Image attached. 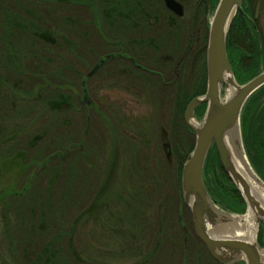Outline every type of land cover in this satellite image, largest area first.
<instances>
[{
	"label": "rangeland",
	"instance_id": "rangeland-1",
	"mask_svg": "<svg viewBox=\"0 0 264 264\" xmlns=\"http://www.w3.org/2000/svg\"><path fill=\"white\" fill-rule=\"evenodd\" d=\"M181 1L185 12L179 27L166 28L163 20L145 27L149 28L145 36L158 38L159 47H155L146 41L140 42V46L131 42L137 32L143 35L145 29L136 24L132 25L138 29L131 28L121 13H109L113 7L110 0H95L94 6L90 0L76 2L55 16L46 12L45 18L39 15L38 8L26 1L17 4V0H0V12L5 13L0 16V22L8 16L14 21L7 31L0 29L3 41L0 45L1 253L9 238L18 235V240L23 238L20 235L26 233L24 229H33L37 234L34 221L29 218L30 211L35 216L44 215L49 231L54 230L53 220L57 216L60 224L56 221L53 239H58L59 253L62 246L71 243L88 264H187L193 263L195 257L199 258V264L208 261L210 256L194 232L190 209L183 203L180 174L177 175L192 150L193 136L182 119L190 100L182 108V129L175 122L174 97L179 92L177 84L186 86L183 90L188 89L189 93L196 92L194 84L199 76L196 62L199 57L196 54L199 12L196 11L199 8L197 0ZM217 2L213 4L211 0L210 10L202 11L200 18L207 27ZM248 2L252 11L250 19L254 20L264 50V0ZM124 5L123 0H118L116 9L118 7L120 12ZM204 5L203 2V8ZM196 14L197 22L193 24L192 17ZM37 17H41V22L43 19L51 23L64 20L73 25L71 30H56L57 37L68 43L69 52L65 56L58 54L56 59L50 57L51 66L59 67L63 57L71 70L70 81L60 91V99L64 101L59 108L56 104L51 108L46 100L48 91V96L54 95L51 89L57 86L51 85L46 91L41 81L28 84L24 72L20 75L11 72V53L5 48V45L10 48L11 41L25 39L34 29L27 25H39ZM107 20L115 24L110 25ZM48 26L40 28L45 31ZM111 41L119 43L120 48L124 46L126 55L134 54L147 70H136L128 60L105 61L110 57ZM206 46L207 37L204 50ZM38 54L28 65L27 55L19 57V68L34 73L44 68L48 70V66H37L40 60L43 62ZM100 57H105V62L90 73ZM253 67L257 74L264 70V55L257 67ZM15 75L18 80L11 78ZM256 92L241 109L239 128L245 158L255 176L260 178L248 160L241 125L244 108ZM43 94L46 95L43 97ZM26 100L31 101V105ZM52 100L55 102L57 98ZM258 103L264 108V94ZM194 119L199 123L202 114L199 116L194 111ZM188 141L192 142L189 150ZM52 151L64 159L41 164ZM261 182L264 185L262 179ZM203 183L205 185L204 177ZM244 213L245 209L243 213L234 214ZM8 214L12 215L9 234L7 227L4 228ZM182 231L187 236H183ZM115 232H119L117 243L111 235ZM53 235L46 240L50 241ZM256 240L263 252L264 227L261 224ZM26 242H31V248L40 244L39 238L33 237ZM36 249L34 247L33 251ZM198 251L199 256H196Z\"/></svg>",
	"mask_w": 264,
	"mask_h": 264
},
{
	"label": "trees",
	"instance_id": "trees-1",
	"mask_svg": "<svg viewBox=\"0 0 264 264\" xmlns=\"http://www.w3.org/2000/svg\"><path fill=\"white\" fill-rule=\"evenodd\" d=\"M22 1H26L36 8L39 9V15L41 14L43 18L46 17V12L50 11L51 16H55V13L61 12V9H67L74 3H85L87 0H17V4ZM89 1V0H88ZM97 2L99 0H96ZM118 0H110V3L113 5L111 9H109V13H121L120 16L122 19L125 18L127 22H130L131 28H135L132 24L139 23L140 26L145 28L148 26V21L150 17L151 10L157 11V6L161 4V0H123L125 2L124 6L122 7V10L119 12V9L116 4ZM120 1V0H119ZM213 4L217 0H212ZM90 4L94 6L96 4L95 0H90ZM19 3V4H20ZM1 4V2H0ZM5 13L3 11L0 12V16H4ZM109 16V15H108ZM118 16V15H116ZM252 16V11L250 9V4L248 0H244V3L242 5L241 10L237 11L236 15L234 16L227 37H226V54L227 59L230 63L232 72L235 76V79L238 83H244L247 79H250L251 77L257 75V72H253L255 67H257L259 61H261L262 56L264 55V50L261 45V38L258 35V32L256 31L255 24L253 23L254 20H251L250 17ZM41 17H37V21L39 22V25H33L29 23L27 26L29 28H34L29 35L25 37V39H17L14 41H11L8 45L10 48H8L7 45H5V48L7 50V53H11L9 56L12 69L11 72H17L18 75L22 74L24 72V80H28V84L31 82L34 83V81H41L42 88L46 91L50 88L51 85H56V89H51V92L53 93L55 91L54 95L48 96L50 90L48 91L46 95V100L51 105H57L56 108H59L61 106V103L63 104L64 99H60L62 93V89L65 87L66 83L70 81L69 73L71 70H69L68 62L63 60V57L59 61V67L51 66V58L60 54V56H65L66 53L69 52V45L66 41L60 40L57 37V29L60 30H68V28L71 30L72 23H68L67 21H61V22H52L48 20V22L43 19L41 22ZM110 18V17H109ZM252 18V17H251ZM109 21L110 25L115 24L111 20ZM51 23V24H50ZM14 24V21L9 19L3 20L0 22V29L2 31H7L9 26H12ZM50 25L48 26V30H41V25ZM172 27H179V22L175 21V23H172ZM174 29V28H172ZM166 37V34L163 36ZM158 38H155L151 41V39H148L147 37L141 38L140 40H131L133 44L136 46L141 45L143 43L142 41L148 42L149 45L155 44V47H159L158 44ZM206 39V35L204 38V41ZM139 42V43H138ZM3 45V41L0 40V45ZM110 50L109 55L110 57L106 58L105 61L110 60L111 58H116L119 56H126L129 58H133V63L139 62L137 57L134 54H127L124 51V46L122 48L119 47V43L117 44L116 41H111L110 43ZM132 44V50L134 49ZM42 51V53L38 52ZM55 50V51H54ZM135 50V49H134ZM41 56L42 60L40 64L37 66H48V70L44 68V71L36 70L34 72H30V70H22L19 68L20 59L19 57H25L26 55L29 57V60L33 58L34 56ZM14 57H13V56ZM196 55V54H195ZM105 57H100L97 62L90 68V73L93 71H96L97 68L100 67L101 64H103ZM199 58V57H198ZM33 61V60H32ZM31 62V60L26 64L28 65ZM51 62V63H50ZM197 62V61H196ZM50 63V64H49ZM199 65V61L197 62ZM248 63V64H246ZM42 64V65H41ZM25 65V66H26ZM61 69H56L60 68ZM133 66V65H132ZM246 66H248L246 68ZM45 70H47L45 72ZM246 70V71H245ZM28 71V74H27ZM12 79L18 80L17 75L11 77ZM86 77H84L83 80H85ZM179 92L177 95H175L174 100L176 104V110L174 111V117L175 122L183 129L182 125V119H181V113L182 108L186 105L187 101L191 100L193 97L200 95L204 92L205 88V72L203 70V79H202V85L203 87L200 89L199 87V76L197 75V81L195 82L194 86L197 89V91L188 92V89L183 90L186 86L179 85ZM45 91V92H46ZM264 94V85L248 100L244 111L242 113L241 118V125L243 130V141L245 148L247 150L248 160L251 163L252 167L256 171V173L259 175V177L264 181V108H260V105L258 103V100L260 96ZM57 98V101H53L52 98ZM49 98L51 100L49 101ZM33 99V98H32ZM26 102L30 104L31 101L26 100ZM47 103V102H46ZM30 108V107H29ZM52 108V106H51ZM54 108V107H53ZM197 112V115H201L203 111V105H200V107H197L195 110ZM190 141H188V150L191 147ZM187 150V152H188ZM49 157L42 160L43 162L41 164H47L50 160L52 163L55 160L61 161L64 158H59V155L56 154V152L52 151L49 153ZM184 159V155L181 157ZM34 164H37L36 161H34ZM33 163V162H32ZM62 164V163H61ZM181 163L178 165V168L181 166ZM60 165V164H59ZM218 168V170H217ZM180 173L178 172L177 175ZM203 177L205 180V187L207 189V192L211 199L219 205L222 209L229 211L231 213H243L245 209L244 202L240 198L238 192L236 191L233 184L227 179V177L224 175L220 164L218 160L217 153L215 151L214 146L210 148L208 151V154L206 156V160L203 166ZM179 179V177H178ZM179 181V180H178ZM179 188V183H178ZM27 189V185L25 190ZM24 192V191H23ZM49 213V212H48ZM9 218V219H8ZM12 215L8 214L6 215V218L4 220V228L7 227L8 234L11 231L12 228ZM29 218L34 221L35 227L37 228V234L35 235L34 230H28L24 229L26 233L24 235H20L21 240L19 239V235L17 238H9V244L7 243L5 245L6 249L1 253L0 250V264H88L86 261H84L83 257L80 255L77 249L69 243L66 246H62V253H59V249L56 248V245H58V239L54 238L55 231L57 227L56 221L60 224V219L56 216L53 220L54 223V230L48 229L49 225L45 223L44 221V215L39 214L38 216H35V214H31L29 211ZM46 220V217H45ZM62 225V223H61ZM60 226V225H59ZM61 227L58 228V230ZM45 229V231H44ZM182 231L183 236H187V233ZM20 234V233H19ZM52 236L50 241L46 240L48 236ZM61 235V234H60ZM113 238H115L116 242H118V235L119 232H115L111 234ZM39 238L40 244L36 245L37 249L35 252L33 251L30 238ZM53 239V240H52ZM46 240V241H45ZM48 241V242H47ZM35 242V241H34ZM42 244V245H41ZM186 247V246H185ZM59 248V246H58ZM186 249V248H185ZM202 249H204L202 247ZM204 251V250H203ZM34 252V254H33ZM186 252V251H185ZM205 252V251H204ZM196 256H199V251L196 252ZM207 260L205 264H216L210 257H207ZM186 264V263H185ZM187 264H199V258L195 257L193 263H187Z\"/></svg>",
	"mask_w": 264,
	"mask_h": 264
},
{
	"label": "water",
	"instance_id": "water-1",
	"mask_svg": "<svg viewBox=\"0 0 264 264\" xmlns=\"http://www.w3.org/2000/svg\"><path fill=\"white\" fill-rule=\"evenodd\" d=\"M242 2L243 0H218L208 23L205 89L201 95L189 101L182 115L185 126L193 136L192 150L186 156L180 171L182 200L190 209L197 239L217 264H238L239 262L264 264V251L260 250L256 240L259 225L264 227V207L252 198L247 183L235 168L231 150L227 145V138L230 137L236 152L243 154L245 163L249 166L242 148L239 128L240 112L246 100L264 85V70L243 84L237 83L227 59L226 34ZM163 3L175 15L179 17L183 15L182 6L176 0H163ZM226 77H229L230 84L234 88L230 97H226ZM202 104L205 105V110L202 119L197 123L194 119V110ZM212 146L215 148L224 175L245 203V213L242 215L220 208L210 198L203 183V165ZM253 176L262 183L255 174ZM248 210H251L255 216L254 238L242 239L231 234L210 233L212 229L227 226V222L234 217L244 216Z\"/></svg>",
	"mask_w": 264,
	"mask_h": 264
},
{
	"label": "bare ground",
	"instance_id": "bare-ground-1",
	"mask_svg": "<svg viewBox=\"0 0 264 264\" xmlns=\"http://www.w3.org/2000/svg\"><path fill=\"white\" fill-rule=\"evenodd\" d=\"M227 90L226 97H230L233 94L234 88L230 84L229 77H226ZM227 145L231 150L232 159L235 164V168L242 175L245 182L247 183L252 198L264 207V185L255 179L251 168L245 163L243 154L236 152V147L230 141V137L227 138ZM253 200V201H254ZM254 212V211H253ZM227 226H223L220 229H212L210 232L213 235H225L231 234L238 236L239 238H254L255 233V216L251 210H248L242 217H234L232 220L227 222ZM264 259V252H263Z\"/></svg>",
	"mask_w": 264,
	"mask_h": 264
},
{
	"label": "flooded vegetation",
	"instance_id": "flooded-vegetation-1",
	"mask_svg": "<svg viewBox=\"0 0 264 264\" xmlns=\"http://www.w3.org/2000/svg\"><path fill=\"white\" fill-rule=\"evenodd\" d=\"M177 2H179L182 6V9H183V15L182 16H177L175 15L172 11L168 10L164 3H163V0H161V4H159L157 6V11L154 9V10H151V13H150V17H149V21H148V27L150 28L151 26H155V24L159 23L161 20H163L166 28H172V23H175V21H178L180 23V25L182 24L181 23V20L184 18V12H185V6L183 5V1L181 0H176ZM203 2L205 3L204 5V8H203ZM244 3V0L243 2L241 3V6H240V10L242 8V4ZM210 4H211V0H197V4H196V7L199 8L197 9V13L199 12V36H198V39L199 40V44L197 45L196 47V54L197 56L199 55V58L196 59V61L198 62L199 61V87L200 89L203 87L202 85V79H203V70H204V67H205V64H204V38H205V35L207 37V32H208V27H207V23L205 24V22L203 21V19H201V15H202V11H206V10H210ZM203 8V10L201 9ZM193 19V24L197 22V14H196V17H192ZM136 26L142 30L145 29V32H142L143 35H141L140 33L137 32V36L134 37L135 40H140L141 38H145L147 37L148 39H151V41L155 38H157L156 36H145L146 35V32L148 33V29L146 28H143L142 26L139 25V23H136ZM140 26V27H139ZM137 27H135V29H138ZM197 32V30H196ZM166 33V32H164ZM165 35V34H164ZM137 37V38H136ZM139 43V42H138ZM154 44V43H153ZM165 59H168V56H164ZM113 59V58H111ZM110 59V60H111ZM114 59H117V60H123V61H126L128 60L129 63H131V65H133V67L136 69V70H142V69H146L145 65L140 63V62H137V63H133L132 62L134 61L133 58H129V59H126L124 56H117L116 58ZM93 73V71L91 72ZM205 89V88H204ZM202 90V89H201ZM201 95V94H200ZM203 105V111H202V115L204 113V110H205V105ZM200 107V105L198 106ZM197 109V107L195 108V110ZM194 110V111H195ZM200 116V115H199Z\"/></svg>",
	"mask_w": 264,
	"mask_h": 264
}]
</instances>
